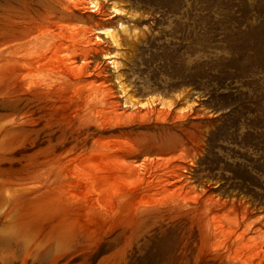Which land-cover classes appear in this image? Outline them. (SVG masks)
<instances>
[{
  "label": "rangeland",
  "instance_id": "rangeland-1",
  "mask_svg": "<svg viewBox=\"0 0 264 264\" xmlns=\"http://www.w3.org/2000/svg\"><path fill=\"white\" fill-rule=\"evenodd\" d=\"M40 4L0 0V63L17 17ZM81 13L114 35L93 28L96 46L76 61L103 108L128 116L105 136L133 140L136 165L164 158L157 172L184 191L60 234L24 199L45 182L40 163L81 136L73 92H35L1 65L0 264H264V0H84Z\"/></svg>",
  "mask_w": 264,
  "mask_h": 264
},
{
  "label": "bare ground",
  "instance_id": "bare-ground-1",
  "mask_svg": "<svg viewBox=\"0 0 264 264\" xmlns=\"http://www.w3.org/2000/svg\"><path fill=\"white\" fill-rule=\"evenodd\" d=\"M83 5L84 0H41L34 15L20 14L15 23L17 26L7 34V56L0 63L22 80L34 81L30 85L35 92L46 95L64 89L73 92L74 114L70 117L74 115L78 119L81 136L76 137L63 153L40 163L49 169L48 175L47 171L44 175L45 182L39 187L34 185V195L23 198L24 202L29 201L37 215L55 218L58 225L61 224V231H57L64 236L72 235L77 228L81 230L83 223L89 220L105 221L108 218L118 222L138 198L143 200L163 193L174 198L180 197L184 191L182 187L176 190L175 182L171 183L169 176L157 172L158 167L168 166L164 158L147 159L136 165L140 150L133 140L124 133L105 136L104 123L113 117L121 120L128 116L121 113L118 106L104 109L106 101L99 95L98 87L85 84L86 64L77 66V59L87 55L83 52L96 46L92 33L94 27L76 22L80 21ZM94 29L106 37L111 33L107 27ZM35 73L41 75L36 78ZM91 125L95 133H88ZM45 168L38 172L45 171ZM41 175L43 177V173ZM35 176L38 175L31 177ZM5 179L7 181L8 177ZM15 202L6 217H12L17 209Z\"/></svg>",
  "mask_w": 264,
  "mask_h": 264
}]
</instances>
